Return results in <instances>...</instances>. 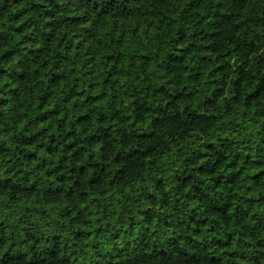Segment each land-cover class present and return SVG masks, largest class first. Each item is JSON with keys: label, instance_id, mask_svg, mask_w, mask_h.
I'll return each instance as SVG.
<instances>
[{"label": "trees", "instance_id": "1", "mask_svg": "<svg viewBox=\"0 0 264 264\" xmlns=\"http://www.w3.org/2000/svg\"><path fill=\"white\" fill-rule=\"evenodd\" d=\"M0 264H264V0H0Z\"/></svg>", "mask_w": 264, "mask_h": 264}]
</instances>
